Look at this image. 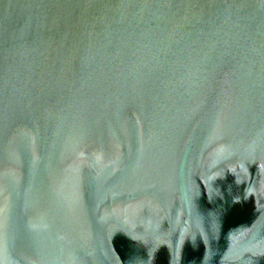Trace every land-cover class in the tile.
<instances>
[{
  "label": "water",
  "instance_id": "water-1",
  "mask_svg": "<svg viewBox=\"0 0 264 264\" xmlns=\"http://www.w3.org/2000/svg\"><path fill=\"white\" fill-rule=\"evenodd\" d=\"M0 264H264V0H0Z\"/></svg>",
  "mask_w": 264,
  "mask_h": 264
}]
</instances>
